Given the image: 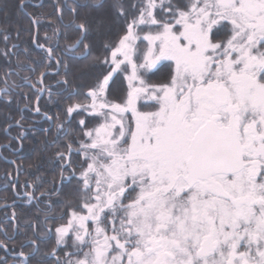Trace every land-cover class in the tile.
Listing matches in <instances>:
<instances>
[{"label":"snow or ice","instance_id":"snow-or-ice-1","mask_svg":"<svg viewBox=\"0 0 264 264\" xmlns=\"http://www.w3.org/2000/svg\"><path fill=\"white\" fill-rule=\"evenodd\" d=\"M107 7L76 0L64 24L66 51L80 50L74 59L83 68L104 70L83 94L90 103L66 108L69 123L78 110L95 123L79 121L77 187L58 217L49 259L264 264V0H112ZM116 20L123 27L113 37ZM115 73L127 81L118 102L109 99ZM67 149L57 155L71 166V143ZM31 243L18 264L39 253Z\"/></svg>","mask_w":264,"mask_h":264},{"label":"trees","instance_id":"trees-1","mask_svg":"<svg viewBox=\"0 0 264 264\" xmlns=\"http://www.w3.org/2000/svg\"><path fill=\"white\" fill-rule=\"evenodd\" d=\"M75 2L0 0V89L6 87L5 81L8 88L7 95L0 92V205L15 198L12 183L16 175L17 191L23 183L25 190L29 189L33 196V201L28 203L16 202L0 209V243L10 252L13 246L14 250L29 253L35 247L31 241H37L40 251L32 255L30 264H38L41 253L55 245L52 227L61 222L58 217L64 202L77 187V177L72 169L77 168L79 160L75 150L79 144L77 140L83 138L79 119L86 122L87 128L94 121L90 115L79 111V114H72L69 123L66 108L74 102L86 101L83 94L94 83V74L104 70L89 71L83 68L85 61L74 59L80 50L66 51L68 41L64 24L69 22L70 9ZM79 2L85 3V0ZM101 2L105 4L104 10L110 11L107 6L112 0ZM133 2L135 0H123L126 6ZM128 11L131 16L132 9ZM32 17L36 23L35 41ZM122 27L123 21L116 20L113 37ZM67 35L71 40L75 33L68 32ZM46 48L52 50L51 59ZM57 60L62 63L58 65ZM63 62L70 69L68 85L62 82ZM57 72L60 75H56ZM42 73H45L43 83L40 82ZM158 78L159 73L152 77L153 80ZM42 86L44 92L35 107L34 101ZM125 90L122 75L115 73L110 81L109 99L119 101ZM73 92L80 95L73 96ZM69 143L73 148L71 166H68L67 155L63 160L57 155L60 152L67 154ZM9 251L0 246V264L10 262Z\"/></svg>","mask_w":264,"mask_h":264},{"label":"flooded vegetation","instance_id":"flooded-vegetation-1","mask_svg":"<svg viewBox=\"0 0 264 264\" xmlns=\"http://www.w3.org/2000/svg\"><path fill=\"white\" fill-rule=\"evenodd\" d=\"M122 75V74H121ZM122 77H123V75H122ZM76 153H77V151H76ZM76 166H77V164H76ZM75 170H76V172H75V176L76 177H78L79 175H78V168H75ZM16 183H17V180L16 179H14V181H13V183H12V191H13V193H14V196H15V198L12 200V201H15V203L16 202H26V203H28L29 201H33V196H32V194H31V197L28 195V193H30V190L29 189H27V190H25V186H24V184L23 183H21L20 185H19V191H17V189H16ZM25 184H28L29 185V183L28 182H26ZM39 197V195L37 196V198ZM24 200V201H23ZM12 205V204H11ZM61 214H59V216H60ZM13 214H11V219L13 220ZM63 221H61L60 223H62ZM59 223V224H60ZM58 225V224H57ZM56 225V226H57ZM56 226H54V227H52V234H53V236H54V238L56 239V234H55V227ZM47 227H45V229H46ZM1 244V243H0ZM0 246H2L7 252L9 251V249L4 245V244H1ZM6 247V248H5ZM63 246H61V248H62ZM69 250H71V249H65V251H69ZM50 251H51V249L50 250H47V251H44L43 253H41V257L44 259V261L45 262H48V264H55V257H52L51 259H49V256H48V253H50ZM61 250H59V249H57V253H56V255L58 256V257H60V258H64V251H61ZM10 252V251H9ZM18 253H20V251H17V250H14V247L13 246H11V252H10V254H11V260H10V262L8 263V264H18V261L19 260H21L22 259V257H20V256H18L17 254ZM30 253V252H29ZM31 257H32V255L29 257V260L31 259ZM41 257H40V259H41ZM39 259V260H40Z\"/></svg>","mask_w":264,"mask_h":264},{"label":"water","instance_id":"water-1","mask_svg":"<svg viewBox=\"0 0 264 264\" xmlns=\"http://www.w3.org/2000/svg\"><path fill=\"white\" fill-rule=\"evenodd\" d=\"M32 19V22H33V25H34V36H33V41H35V33H36V23H35V19L32 17L31 18ZM47 49V51L49 50V48H46ZM48 54H49V51H48ZM40 80H41V77H40ZM43 92H44V87L42 86L41 87V90H40V93L38 94V96L36 97V99H35V101H34V106L36 107L37 106V102H38V99L40 98V96L43 94ZM11 125V124H10ZM10 125H8V127L10 126ZM7 127V128H8ZM7 128H6V130H7ZM16 175V174H15ZM16 177H17V175L15 176V179H16ZM15 203V201H11V202H7V203H3V204H1L0 205V209L1 208H3V207H6V206H9V205H11V204H14ZM1 245V244H0Z\"/></svg>","mask_w":264,"mask_h":264},{"label":"rangeland","instance_id":"rangeland-1","mask_svg":"<svg viewBox=\"0 0 264 264\" xmlns=\"http://www.w3.org/2000/svg\"><path fill=\"white\" fill-rule=\"evenodd\" d=\"M146 43V42H145ZM121 74V73H120ZM123 79H124V81H125V85H126V90H127V81H126V79L124 78V76H123ZM126 90H125V92H126ZM125 94V93H124ZM118 102V101H117ZM74 103H76V102H74ZM81 103H84V104H88V103H90V101H88V100H86V101H84V102H81ZM73 104V103H72ZM83 112L84 114H86V115H89V113L88 112H86V111H83V110H78V112ZM91 116V115H90ZM91 118H93L92 116H91ZM79 120H82V119H79ZM95 123V120L93 121V124ZM93 124L90 126V127H92L93 126ZM90 127H88V128H90ZM85 130H87L86 128H85ZM81 139H83V138H81ZM79 148V144L77 145V147H75V150L76 149H78ZM77 156L79 157V160H78V164H77V168H78V175H79V162L82 160V155L79 153V152H77Z\"/></svg>","mask_w":264,"mask_h":264}]
</instances>
